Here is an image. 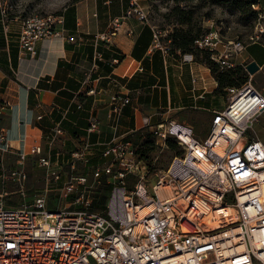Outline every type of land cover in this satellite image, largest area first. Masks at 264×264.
I'll list each match as a JSON object with an SVG mask.
<instances>
[{"label": "built area", "instance_id": "built-area-1", "mask_svg": "<svg viewBox=\"0 0 264 264\" xmlns=\"http://www.w3.org/2000/svg\"><path fill=\"white\" fill-rule=\"evenodd\" d=\"M13 4L1 2L4 20ZM131 18L142 25L150 23L139 0H130L122 16L111 19L105 32L95 34L94 45L108 42ZM62 24L58 14L25 15L18 36L20 49L34 54L36 42L50 37L75 42L74 36L65 35ZM263 33L264 26L259 24L251 42ZM152 37V49L165 55L172 52L170 40L164 41V33L156 26ZM193 45L208 51L219 71H225L237 66L233 57L242 53L245 43L224 41L212 30L199 35ZM246 65L242 67L247 73ZM247 75L241 86L225 90L227 104L214 109L203 138H196L190 125L173 119L155 125L153 134L162 140L173 138L180 153L151 188L142 182L145 166L136 156L134 142L112 138L100 152L111 163L91 166L93 181L106 177L111 187L101 211L89 210L93 198L86 175H71L63 185L58 199L73 196L68 206L50 209L43 193L27 199L24 162L28 156H36L37 166L45 169L47 184L58 182L61 174L40 145L19 151L17 167L7 175L17 185L22 202L7 205L8 194L0 193V264H264V143L251 135L254 122L264 112V93L256 90ZM94 93L93 89L86 92ZM129 102L128 96L112 94L111 116L118 118ZM5 107L0 104L3 152L12 148L1 127ZM98 124L96 117H89L86 133L95 132ZM51 129L49 144L63 134L58 126ZM90 149L84 141L70 151V168ZM128 175L139 176L132 189L125 183Z\"/></svg>", "mask_w": 264, "mask_h": 264}, {"label": "crops", "instance_id": "crops-1", "mask_svg": "<svg viewBox=\"0 0 264 264\" xmlns=\"http://www.w3.org/2000/svg\"><path fill=\"white\" fill-rule=\"evenodd\" d=\"M129 1L48 0L49 10L63 18L65 35L76 41L41 39L34 54H29L18 41L26 12L17 0H7L15 5L6 20L0 12V104L6 106L1 127L12 148L6 152L0 148L1 162L40 145L58 165L63 162L60 158L84 141L91 146L89 153L96 154L114 137L131 139L138 131H152L170 119L196 130L199 124L209 125L214 109L226 106V91H216L218 84L210 69L192 54L174 50L165 55L152 49L155 24L151 22L142 25L128 19L108 42L94 45L93 36L105 32L111 19L122 16ZM147 1L139 0L144 8ZM257 7L264 26V0H258ZM96 52L101 58H96ZM233 61L241 67L249 62L259 66L251 79L256 90L264 93V33L245 43ZM88 89L95 93L86 94ZM112 94L130 97L118 118L109 112ZM89 117L99 122L91 134L85 128ZM53 126L63 134L49 144ZM251 135L264 143V112L254 122ZM4 177L0 167V193L5 192Z\"/></svg>", "mask_w": 264, "mask_h": 264}, {"label": "rangeland", "instance_id": "rangeland-1", "mask_svg": "<svg viewBox=\"0 0 264 264\" xmlns=\"http://www.w3.org/2000/svg\"><path fill=\"white\" fill-rule=\"evenodd\" d=\"M20 7L26 12V15L33 13L48 15L53 13L49 10L48 0H17ZM145 7L148 21L160 29L164 35V41H167L169 35L177 31L190 30L193 35L207 33L212 30L217 31L222 40L234 39L240 42H251L250 38L255 37L256 30L259 24H263V19L258 14L257 4L252 7L253 11H257L256 18L253 17L251 12L237 11L236 9L213 3L212 0H183L176 3L174 0H149ZM184 8L191 15L190 22L180 24L177 17L172 14V9L175 5ZM144 8V7H143ZM209 129L208 124H199L194 130L196 138H203ZM132 142L137 149L136 156L143 161V179L142 182L151 188V185L157 180L160 175L171 162V159L180 153V148L173 138L166 140L159 139L152 131H138L131 137ZM82 161H78L75 168H70L69 154L60 158L63 160L61 164L55 166L61 174V179L58 182L47 184V174L45 169L37 166L36 156H28L24 162V169L27 174L26 181V195L27 199L33 195L47 194V204L49 208L68 206L69 199L72 200L73 196L68 197L66 201L58 199V195L62 190L63 185L70 178L71 175L81 176L86 175L88 178L89 195L94 199L99 196L109 197L111 187L106 183V177H103L99 182H94L92 179V165L109 164L110 159H104L100 156V152L96 154H86L83 156ZM92 158H95L92 160ZM2 174L5 175L6 186L3 189L8 195L5 198L7 205L19 206L22 202L17 190V185L10 178H8V171L17 167L18 156L15 155L9 159H1ZM54 160V159H52ZM86 160V161H85ZM139 180V176L128 175L126 179V186L132 189L134 184ZM61 181V182H60ZM52 186V188H50ZM2 191V190H0ZM76 206H71L75 208ZM100 203L93 207L92 204L89 210L93 212L101 211Z\"/></svg>", "mask_w": 264, "mask_h": 264}, {"label": "trees", "instance_id": "trees-1", "mask_svg": "<svg viewBox=\"0 0 264 264\" xmlns=\"http://www.w3.org/2000/svg\"><path fill=\"white\" fill-rule=\"evenodd\" d=\"M76 2L77 0H73ZM176 3L183 0H174ZM213 3L220 5L230 6L237 11L241 12L247 10L251 12L254 18H256L257 11H253L252 7L255 6L258 0H212ZM172 14L177 17V21L180 24L190 22L191 15L184 8L179 7L177 4L172 9ZM203 34V33H201ZM201 34L193 35L190 30L185 31H173L169 35L170 46L172 51H179L181 54L189 53L192 54L194 59L200 63H203L210 69L212 77L217 81L218 87L217 92L225 94V90L229 86H241L248 79V75L245 72L244 68L241 66H236L235 68L228 69L225 71H219L218 66L214 61L210 59V53L206 50L196 49L193 45L194 40ZM107 196H99L96 200L92 199V206L96 207V204L99 202L101 208H105L107 201ZM102 209V210H103Z\"/></svg>", "mask_w": 264, "mask_h": 264}, {"label": "water", "instance_id": "water-1", "mask_svg": "<svg viewBox=\"0 0 264 264\" xmlns=\"http://www.w3.org/2000/svg\"><path fill=\"white\" fill-rule=\"evenodd\" d=\"M259 66L255 64L254 62L247 63L245 69L249 75H253L255 72H257Z\"/></svg>", "mask_w": 264, "mask_h": 264}]
</instances>
